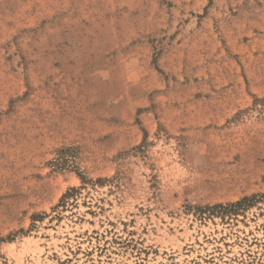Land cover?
Wrapping results in <instances>:
<instances>
[{
  "label": "rangeland",
  "instance_id": "obj_1",
  "mask_svg": "<svg viewBox=\"0 0 264 264\" xmlns=\"http://www.w3.org/2000/svg\"><path fill=\"white\" fill-rule=\"evenodd\" d=\"M0 264H264V0H0Z\"/></svg>",
  "mask_w": 264,
  "mask_h": 264
},
{
  "label": "trees",
  "instance_id": "obj_2",
  "mask_svg": "<svg viewBox=\"0 0 264 264\" xmlns=\"http://www.w3.org/2000/svg\"><path fill=\"white\" fill-rule=\"evenodd\" d=\"M246 200H248V199H244L243 201L238 202V203H236V204H234V205H230L229 207H237V205H239L240 203H242V202H244V201H246ZM221 208L223 209V207H221Z\"/></svg>",
  "mask_w": 264,
  "mask_h": 264
}]
</instances>
